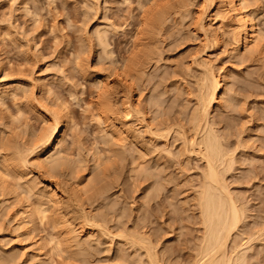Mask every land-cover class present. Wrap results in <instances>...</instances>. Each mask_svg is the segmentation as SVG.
Here are the masks:
<instances>
[{"label":"rangeland","instance_id":"rangeland-1","mask_svg":"<svg viewBox=\"0 0 264 264\" xmlns=\"http://www.w3.org/2000/svg\"><path fill=\"white\" fill-rule=\"evenodd\" d=\"M242 1L264 37V0ZM149 2L17 0L13 8L0 0V164L33 148L60 108L66 129L56 159L72 164L52 171L29 157L23 177L1 166L0 263L149 264L151 239L162 264H195L205 163L190 142L207 66L225 78L209 124L235 153L225 178L246 213L228 251L253 238L248 264H264V51L237 52L219 1L167 0L145 15ZM122 69L133 76L132 93ZM70 225L71 240L63 233ZM139 234L146 246L132 243Z\"/></svg>","mask_w":264,"mask_h":264},{"label":"bare ground","instance_id":"bare-ground-1","mask_svg":"<svg viewBox=\"0 0 264 264\" xmlns=\"http://www.w3.org/2000/svg\"><path fill=\"white\" fill-rule=\"evenodd\" d=\"M207 1H208V4H210V6L214 5V3L216 1H219L220 4L223 5L224 8H226L225 10L227 11V13L229 15V21L232 24L233 28L235 29L234 42L236 43V46H237V52L246 51L249 54L258 55L264 51V37L261 35L260 30L257 28V26L253 23L254 21L252 20V16L254 14H252V12H248L247 9L246 10L244 9L242 0H207ZM160 21H161V19H160ZM99 32L100 31H98L99 36H97V38L101 43L103 42V44H104V42H105L104 39L106 37V36L104 37L105 33L103 34L100 32V34H99ZM207 65L209 67V64H207ZM205 68H206L205 78H203L202 84L200 83L201 86L199 85L201 88H200V96L198 98L199 99L198 100V102H199L198 108L196 109V112L194 113V116L192 117L193 118L192 122L196 128V132H195V135L190 142V146L193 147L192 152L193 153L195 152V154L199 156L201 161H204V163H205V165L203 167L202 174H201L202 180H201V182H199L200 183V188H199L200 192H198L199 193V196H197L198 199L196 197V200H198L197 202H199L198 207H200L201 217L203 220L201 222L203 223L202 226L204 227V230H203L204 232H202V233H204V236L202 234L203 241H201L202 245H201V248L199 247V253L197 254V259L195 261L196 262L195 264H248V257L246 258V255H247L246 253L248 252V250H250L252 248V246H248V248H246V247H247V245L251 244L255 239L251 238L249 241H247V244H245L246 247L244 246L246 249L242 248L243 246L235 245V247H234L235 249L234 248L231 249V250H233V251H231L232 253L228 251V250H230V249H228V245L231 241V238H232L234 232L239 230V227L243 223V218L245 217V214H246L242 205L238 201L239 198L237 199L236 195L231 192V190H230L231 188L229 189V187L227 185L228 182L226 183L227 180L225 178V177H227L226 176L227 173L231 172L234 169L235 164H236V166L238 165L237 164L238 162L236 163V158L234 156L235 153L232 154V150L230 151L229 148H227V147L225 148V146L222 144L223 142H221V139H220L221 137L218 136V134H216L217 131H215V129H212V126H210V124H209V118H210V115L212 114V110L215 108L216 105H220V102H221L220 96H221L222 91L224 90V81L223 80H225V78H223V80H222V77H224V76H222V74H220V77H218L214 73L215 70L213 68H211V67L207 68V66ZM124 70L123 69L120 70V76H121L120 83L122 85H124L129 90L130 93H132L133 88H132L131 82H133V81L131 79H133V76L129 75L128 71L126 72ZM218 75H219V73H218ZM99 82H101V81H99ZM17 86H19V85L17 83H14L12 87H15L14 90H17ZM130 113H131V111L129 110V115H130ZM53 117H54V120L52 122L53 125L51 127H48L46 130H44L42 135H40V137H38L37 140L35 139L36 143H35V145L32 144V145H34L33 148L21 149V150H24L23 152L21 150L19 151L17 149L18 152H17V155H15V157L19 155V158H17V157L16 158L14 157V158L16 160H18V163H15L16 160L14 162H12V160H11V162L13 164L12 163L8 164L9 162H7L8 165L2 164L3 167L7 166V167H4V169L6 168L7 172L8 171L10 172L9 168L11 167L12 168L11 170L14 169L15 171H18V173L21 176L24 175L23 174L24 172H22L20 170L21 169L23 170V168H25L23 166L28 164L26 162V164L24 165V162L27 161V158H29V157L30 158L32 157L34 160H37L39 162V164L45 168H47V166L50 167V165L54 164L52 166L53 167L55 166V167L53 168L51 166L52 169H50L52 171H55V169H57L60 165H61V167H59L58 169H60L62 167L64 168L66 165H72L70 163L62 165L61 162L62 161L65 162L66 159H64L60 162H59V160H57L58 159L57 156L59 155V146L62 143L61 139H63L62 135L64 133V130L66 129L65 128V114H64L63 109L60 108V109L54 110L53 111ZM112 135H113V133H112ZM109 137H111V136H109ZM41 140H44L46 142L40 143ZM186 142H189L188 139L186 140ZM109 143L110 142L108 141V144ZM24 154H25V156H24ZM30 162H32V161H30ZM57 162H59V163H57ZM73 163H75V162L73 161ZM4 164H6V163H4ZM77 164H79V163H77ZM2 165L0 164V184L1 183L3 184L4 183L3 180L6 178V175L1 170ZM73 166L75 167V165H73ZM74 167H72V168H74ZM69 168L70 167L68 166V169ZM50 170L48 169V171H46V172H51ZM137 170H139V169L137 168ZM137 172L143 173V171L142 172L137 171ZM71 173L73 174V172H71ZM7 174L11 175V173H7ZM50 175H52V174H50ZM31 183L32 184L34 183V184L31 185ZM35 183H36V181L35 182H32V180L29 181V184L31 187L29 194H32L31 191H34L33 189H36ZM2 184H1V186L5 185V184L4 185H2ZM76 185L77 184H75V186ZM33 186H35V187H33ZM30 187H28V188H30ZM161 187H162V185H161ZM45 188H44V190H45ZM76 188L80 192H81V189H82V191H84L81 185H77ZM158 188H160V186ZM158 188H157V190H158ZM162 189H164V187H162ZM37 190H35V191L37 192ZM79 191H77V193ZM38 192H39V190H38ZM47 193H49V192H47ZM56 193L57 192H51L49 195L50 197L48 198V201H49V203H52L51 205H53V203L54 204L59 203L58 201L56 202V200H59V199H56L59 197ZM158 193H159V190H158ZM33 195H34V193H33ZM38 195H39V193H38ZM56 195H57V197H56ZM42 206H43V204H42ZM36 209H34V210L36 211ZM39 209H41L40 206H39ZM44 209L36 211V213L39 216V219L45 217L46 211ZM20 211H22V210H20ZM22 213L25 215V212L22 211ZM21 214H20V216L23 217L24 215L22 214L23 215L22 216ZM26 214H28V213H26ZM237 214L239 217V223H237V218H238ZM27 219H29V218H27ZM59 223L61 225L60 221H59ZM56 224L58 225V223H55V225ZM62 225H64L63 222H62ZM60 227H62V226H59V228ZM19 230H22V229L20 228ZM23 230H24V228H23ZM25 230H27V229H25ZM25 230H24V233H25ZM19 232L21 233V231H19ZM63 233L66 235V238L70 235L71 236L74 235V233L72 234L71 225L67 229V231H66V229H64ZM59 235H60V232H59ZM139 235L141 238V234H139ZM139 235H136L135 238H132L133 240L135 239L134 242H132V243L135 244L136 246H140L142 244L144 246H146V244H144L145 240L148 241L149 239H147L145 237L146 239L141 238V240H140ZM145 235H142V236H145ZM71 236L68 237L67 239L70 238L69 240H71V238H72ZM19 237H22V236H19ZM136 237L139 238V241H142V243L139 241H138L139 243L135 242ZM147 237L149 238V236H147ZM51 239L53 240V238H51ZM62 239L66 240L65 237ZM77 239L78 238H76V236H75L74 240H77ZM55 240L60 241V240L54 238V240L51 242H55ZM61 241H60V243L63 244V241L62 242ZM149 241L151 242V239ZM65 242H67V241H65ZM150 242H148V243L146 242L148 244L146 249L143 246V249H145L147 251L146 255H148L147 259L149 261L147 263H149V264H162V262H160L161 260L158 261L160 258L158 260L156 259V258H158V256L154 255L156 253L152 251L153 249L149 248L150 247L149 244H152ZM80 243H79V245H80ZM58 245H60L59 242L57 244V247L61 246V245L60 246H58ZM53 247H54V245H53ZM54 248H51V249H54ZM151 248H154V247L151 246ZM239 248L241 250H239ZM0 264H2V263H0ZM41 264H42V262H41Z\"/></svg>","mask_w":264,"mask_h":264},{"label":"snow or ice","instance_id":"snow-or-ice-1","mask_svg":"<svg viewBox=\"0 0 264 264\" xmlns=\"http://www.w3.org/2000/svg\"><path fill=\"white\" fill-rule=\"evenodd\" d=\"M11 4H12V7L15 8L16 4H17V0H11ZM167 6V0H164L163 3H161V0H150V2L147 4L146 7L143 8V11L145 13V15H147V13L149 11H151L152 9H156V8H164ZM97 71H104L103 68H98ZM46 127H51V126H47ZM46 141L44 140H41L40 143H44ZM237 217H238V214H237ZM45 218H46V214H45ZM237 223H239V217L237 218ZM61 259L63 260L64 257L61 256ZM67 264H71V261H68Z\"/></svg>","mask_w":264,"mask_h":264}]
</instances>
